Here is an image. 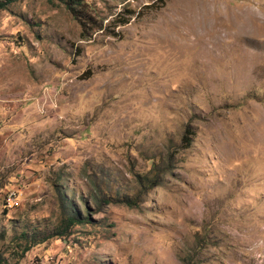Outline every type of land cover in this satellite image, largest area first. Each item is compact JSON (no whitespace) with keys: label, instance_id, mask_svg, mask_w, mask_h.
<instances>
[{"label":"rangeland","instance_id":"374dc122","mask_svg":"<svg viewBox=\"0 0 264 264\" xmlns=\"http://www.w3.org/2000/svg\"><path fill=\"white\" fill-rule=\"evenodd\" d=\"M85 2L0 11V264H264V0Z\"/></svg>","mask_w":264,"mask_h":264},{"label":"trees","instance_id":"16d2710c","mask_svg":"<svg viewBox=\"0 0 264 264\" xmlns=\"http://www.w3.org/2000/svg\"><path fill=\"white\" fill-rule=\"evenodd\" d=\"M16 1L17 0H0V11L5 10L10 4ZM59 1H62L67 5L73 16L81 23L83 30L94 29V26H96V21L93 18L92 14L91 13L87 14V11L83 12L81 9L88 7V4L85 2V0H59ZM128 23H129V18L127 20H123L121 25H126ZM97 28L102 30L103 25H100ZM185 141H186L185 144V149H186L189 148L191 145V138L188 135H186ZM160 179H161L160 175H156L152 180H149V178L147 177L141 178V180H143L144 183L147 184L146 187H148V189L158 186L160 183ZM125 203H127V205L130 207L139 206L138 197L130 198V199L128 198V200L125 201ZM88 222H91L89 217L82 218V217L69 215L64 220H62V224L59 228V232H56L55 236H63V237L68 236L74 226ZM29 249L30 248H27L26 251H29Z\"/></svg>","mask_w":264,"mask_h":264},{"label":"built area","instance_id":"2783aa9c","mask_svg":"<svg viewBox=\"0 0 264 264\" xmlns=\"http://www.w3.org/2000/svg\"><path fill=\"white\" fill-rule=\"evenodd\" d=\"M13 198H15V197H13Z\"/></svg>","mask_w":264,"mask_h":264}]
</instances>
